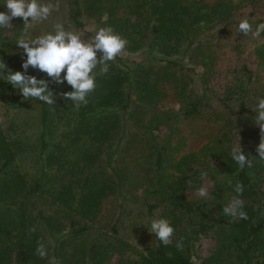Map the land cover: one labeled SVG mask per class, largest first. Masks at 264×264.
I'll return each mask as SVG.
<instances>
[{"label":"trees","instance_id":"1","mask_svg":"<svg viewBox=\"0 0 264 264\" xmlns=\"http://www.w3.org/2000/svg\"><path fill=\"white\" fill-rule=\"evenodd\" d=\"M254 1L69 0L65 26H111L128 41L124 53L141 59L118 56L79 109L61 95L72 91L66 81L50 82L49 106L24 100L0 77V264H195L192 248L204 234L213 247L198 264H264V161L252 111L264 97V33L244 37L236 21ZM249 21L254 29L261 23ZM10 39L0 35V60L23 71L26 56ZM227 39L238 45L225 80L218 63ZM244 40L252 41L246 59ZM27 74L50 80L31 66ZM166 99L176 107L166 108ZM239 137L252 167L231 157ZM202 172L207 197L195 194ZM236 182L247 220L223 214ZM137 199L151 220L170 221L171 245L153 234L136 249L117 237L116 221L103 216L108 208L126 213ZM180 238L183 250L175 247ZM40 240L46 259L35 251Z\"/></svg>","mask_w":264,"mask_h":264},{"label":"clouds","instance_id":"2","mask_svg":"<svg viewBox=\"0 0 264 264\" xmlns=\"http://www.w3.org/2000/svg\"><path fill=\"white\" fill-rule=\"evenodd\" d=\"M4 7L6 11L0 12V29L11 30L14 18L23 21L15 45L23 49L26 60L22 64L23 71H12L3 60H0V77L18 89L24 100L34 98L52 106L56 96L50 90V82L59 85L66 81L72 91L61 93L63 98L71 101L76 109L81 105H87L89 95L96 89L97 75H106L111 62L115 61L128 45L127 39L111 26L99 27L94 35L85 39L81 32L73 30L71 26L65 27L59 19L52 23L50 30L33 35L32 30L35 26L48 21L53 12L59 11V0H5ZM238 31L243 33L244 37L251 35L253 38H259L264 33V22L257 24L254 29L249 19L242 18L238 24ZM30 66L45 73L50 80L37 79L36 76L27 74ZM252 111L255 113V124L261 132L256 151L259 160L264 161V97L257 99ZM231 157L241 169L245 165L252 167V160L243 154L240 137L238 143L231 149ZM207 175V172L201 173V179L205 183L196 189L195 194L198 197L208 195ZM228 183L231 185L230 180ZM234 192L236 195L223 207V214L233 220H247L249 217L244 210L245 201L241 198L244 192L243 184L236 182ZM147 228L164 246L173 243L175 229L168 219L153 218ZM29 231L35 232L36 228L32 227ZM183 246V238H180L175 247L183 250ZM35 251L41 259L48 258V245L43 240L38 241ZM49 264L58 262L51 259Z\"/></svg>","mask_w":264,"mask_h":264},{"label":"rangeland","instance_id":"3","mask_svg":"<svg viewBox=\"0 0 264 264\" xmlns=\"http://www.w3.org/2000/svg\"><path fill=\"white\" fill-rule=\"evenodd\" d=\"M68 3L69 0H59V11L53 12L52 16L49 18L48 21L44 22L43 24L35 26V28L32 30V34L35 35L41 31L50 30L52 23L56 22L58 19L65 24L66 18L64 12L68 7ZM242 18H247L249 20H259L261 22H264V0H256L244 6L242 9H240L238 11V16L236 18V21L239 23ZM11 23L13 24V28L11 30L1 29L0 35L3 37L11 38L10 40L13 42L16 40L15 38L16 34L19 35L23 25L22 27H17L18 24L16 18H14ZM65 27H69V26H65ZM78 31L85 36L84 37L85 39L95 34L94 26H91L90 24L87 23L83 31L80 30ZM225 43L226 44H224V46L220 48V51L222 53L220 55L218 68L223 72L226 71L227 78L225 80H227L231 76L230 71L233 69V67H235L237 63V59H236L237 57L234 56L232 50H230L232 48L231 45H233L234 43L237 44V41L232 39H227ZM239 48L244 51L242 57L243 59L244 58L246 59V57L250 55V51L252 49V41H248V40L241 41V45L239 46ZM119 56L123 57V59H128L130 61L131 60L139 61L141 59V55L139 54L128 56L126 53L122 52ZM222 82H224V80L218 81L216 86H214V88L220 90L219 84ZM164 104L166 108L176 107V105L174 104V102L171 101V99L170 100L166 99ZM138 197H140L139 194H136V198ZM133 203L134 204L130 206L129 210H127L126 213L121 214L118 208H114V209L108 208V211L112 210V212L111 213L109 212L110 214H107L103 217H105L104 218L105 220L113 219L116 221L117 237L126 240V242L129 243L133 248L141 249V246L143 247L149 246L153 243L152 240L153 234L150 233L147 228V226H150L151 218L144 215L143 211L141 212V209L139 208L138 199L135 200ZM212 247H213V241L210 239L209 234H204L199 236V238L196 240L192 248L191 256L193 263L198 264L199 261L209 253ZM128 255L131 258H134L132 254V248H131V253L129 252Z\"/></svg>","mask_w":264,"mask_h":264}]
</instances>
